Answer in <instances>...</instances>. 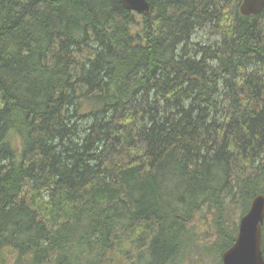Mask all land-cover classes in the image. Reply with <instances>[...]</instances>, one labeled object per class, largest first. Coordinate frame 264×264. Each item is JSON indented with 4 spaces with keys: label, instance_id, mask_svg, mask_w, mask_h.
<instances>
[{
    "label": "trees",
    "instance_id": "obj_1",
    "mask_svg": "<svg viewBox=\"0 0 264 264\" xmlns=\"http://www.w3.org/2000/svg\"><path fill=\"white\" fill-rule=\"evenodd\" d=\"M241 1L0 0V264H222L264 194Z\"/></svg>",
    "mask_w": 264,
    "mask_h": 264
},
{
    "label": "water",
    "instance_id": "obj_2",
    "mask_svg": "<svg viewBox=\"0 0 264 264\" xmlns=\"http://www.w3.org/2000/svg\"><path fill=\"white\" fill-rule=\"evenodd\" d=\"M129 10L140 15L149 12L148 0H120ZM264 8V0H242L239 12L242 15H256ZM264 222V194H256L247 209L240 216L233 243L221 253L222 264H264L262 252V226Z\"/></svg>",
    "mask_w": 264,
    "mask_h": 264
},
{
    "label": "rangeland",
    "instance_id": "obj_3",
    "mask_svg": "<svg viewBox=\"0 0 264 264\" xmlns=\"http://www.w3.org/2000/svg\"><path fill=\"white\" fill-rule=\"evenodd\" d=\"M197 36H198V37L195 38V41H197V40H199V39H201V40L204 41V42H207V41L213 40V38L208 37L204 32H199Z\"/></svg>",
    "mask_w": 264,
    "mask_h": 264
},
{
    "label": "bare ground",
    "instance_id": "obj_4",
    "mask_svg": "<svg viewBox=\"0 0 264 264\" xmlns=\"http://www.w3.org/2000/svg\"><path fill=\"white\" fill-rule=\"evenodd\" d=\"M17 130V129H16ZM55 230V229H54ZM52 232V231H51ZM94 239V238H93ZM204 239V238H203ZM93 248V247H92ZM16 252V251H15ZM24 253H26V252H24ZM32 253V252H31ZM60 254V253H59ZM100 256V255H99ZM26 257V256H25ZM27 259V258H26ZM101 260H102V258H101ZM98 261V260H97Z\"/></svg>",
    "mask_w": 264,
    "mask_h": 264
}]
</instances>
